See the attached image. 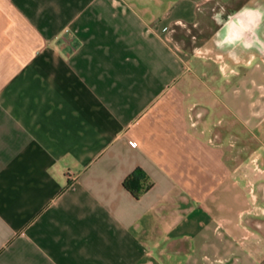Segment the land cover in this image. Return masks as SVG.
<instances>
[{
    "label": "crops",
    "instance_id": "obj_1",
    "mask_svg": "<svg viewBox=\"0 0 264 264\" xmlns=\"http://www.w3.org/2000/svg\"><path fill=\"white\" fill-rule=\"evenodd\" d=\"M209 1L0 0V264H264V168L191 124Z\"/></svg>",
    "mask_w": 264,
    "mask_h": 264
},
{
    "label": "rangeland",
    "instance_id": "obj_2",
    "mask_svg": "<svg viewBox=\"0 0 264 264\" xmlns=\"http://www.w3.org/2000/svg\"><path fill=\"white\" fill-rule=\"evenodd\" d=\"M244 9L264 12V0H211L204 23L174 34L176 40H183L184 49L194 54L192 68L201 80L203 98L195 104L197 113L201 112L196 120L205 140L217 132L216 145L225 144L232 152V179L241 189L239 196L246 191L248 164L256 171L264 168L260 158L264 147H258L264 145V50L260 45L243 49L239 42L218 45L216 41L228 34L225 25L230 18L235 27L241 26L237 13ZM253 35L264 41V22L251 39Z\"/></svg>",
    "mask_w": 264,
    "mask_h": 264
},
{
    "label": "clouds",
    "instance_id": "obj_3",
    "mask_svg": "<svg viewBox=\"0 0 264 264\" xmlns=\"http://www.w3.org/2000/svg\"><path fill=\"white\" fill-rule=\"evenodd\" d=\"M248 15L251 19L247 24H241L240 31H233L235 27L232 19L230 18L227 24L225 25L228 30V34L224 37L223 40H217L218 45L224 44H233L239 42L243 49H251L257 45H260L261 50H264V41L259 40L258 37L253 35L252 39H242V33H254L256 29H258L262 22H264V12L259 10H248L244 9L240 13H237V16H245ZM219 35V34H217Z\"/></svg>",
    "mask_w": 264,
    "mask_h": 264
},
{
    "label": "trees",
    "instance_id": "obj_4",
    "mask_svg": "<svg viewBox=\"0 0 264 264\" xmlns=\"http://www.w3.org/2000/svg\"><path fill=\"white\" fill-rule=\"evenodd\" d=\"M123 186L135 198H139L143 192L150 188L151 184L148 183L145 171L141 167H137L124 178Z\"/></svg>",
    "mask_w": 264,
    "mask_h": 264
},
{
    "label": "flooded vegetation",
    "instance_id": "obj_5",
    "mask_svg": "<svg viewBox=\"0 0 264 264\" xmlns=\"http://www.w3.org/2000/svg\"><path fill=\"white\" fill-rule=\"evenodd\" d=\"M254 11V10H253ZM241 21H242V24H247L248 21L251 19L250 16L248 15H245V16H239ZM241 30V26H237V27H234V30L233 31H240ZM251 34L252 33H242V38L244 39H251Z\"/></svg>",
    "mask_w": 264,
    "mask_h": 264
},
{
    "label": "built area",
    "instance_id": "obj_6",
    "mask_svg": "<svg viewBox=\"0 0 264 264\" xmlns=\"http://www.w3.org/2000/svg\"><path fill=\"white\" fill-rule=\"evenodd\" d=\"M196 123H197V120H196L195 118H193V119L191 120V124H192L193 126H195ZM217 139H218V136H217L216 134H213V135H211V136L208 137V142H209L210 144H212V145H216V143H217Z\"/></svg>",
    "mask_w": 264,
    "mask_h": 264
}]
</instances>
